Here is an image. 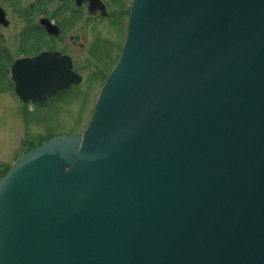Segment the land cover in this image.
Instances as JSON below:
<instances>
[{"label":"water","instance_id":"obj_1","mask_svg":"<svg viewBox=\"0 0 264 264\" xmlns=\"http://www.w3.org/2000/svg\"><path fill=\"white\" fill-rule=\"evenodd\" d=\"M11 77L80 79L57 52ZM0 264H264V0H132L85 129L0 178Z\"/></svg>","mask_w":264,"mask_h":264},{"label":"flooded vegetation","instance_id":"obj_2","mask_svg":"<svg viewBox=\"0 0 264 264\" xmlns=\"http://www.w3.org/2000/svg\"><path fill=\"white\" fill-rule=\"evenodd\" d=\"M130 2L131 0L126 3L120 0H0V94L9 92L21 107H28L46 105L55 97L61 98L63 92L78 86L83 77L75 58L84 52L89 58L95 57L99 53V41L109 42L101 36L97 22L105 21L109 26L124 25L120 33V45L116 42L114 45V48L118 46L114 58L117 57ZM84 26L92 38L87 51H84ZM48 52L69 57L71 70L81 79L78 83H71L43 98L23 102L15 93L11 65L17 59L32 58ZM106 72L100 75L99 81ZM95 76L93 71L90 77ZM29 109L28 107V110L22 111L30 112Z\"/></svg>","mask_w":264,"mask_h":264},{"label":"rangeland","instance_id":"obj_3","mask_svg":"<svg viewBox=\"0 0 264 264\" xmlns=\"http://www.w3.org/2000/svg\"><path fill=\"white\" fill-rule=\"evenodd\" d=\"M97 27L109 42L99 41V53L95 57L89 58L84 52L75 58L83 81L63 92L61 98L54 96L46 105L28 106L30 112L23 113L28 107H21L9 92L0 94V172L20 155L22 148L44 141L45 137L74 135L86 126L103 79L99 81L100 75L114 62L124 29L123 24L109 26L105 21L97 22ZM84 34V51H87L92 38L85 26ZM93 71L96 76L91 78Z\"/></svg>","mask_w":264,"mask_h":264},{"label":"trees","instance_id":"obj_4","mask_svg":"<svg viewBox=\"0 0 264 264\" xmlns=\"http://www.w3.org/2000/svg\"><path fill=\"white\" fill-rule=\"evenodd\" d=\"M33 146H34V145L30 146L29 148H31V147H33ZM6 170H7V169H6ZM6 170H5V171H6ZM5 171L2 172V173L0 172V176H2V175L5 173Z\"/></svg>","mask_w":264,"mask_h":264}]
</instances>
